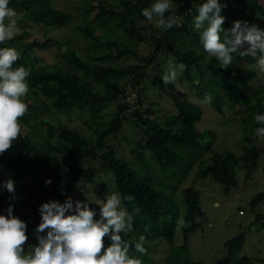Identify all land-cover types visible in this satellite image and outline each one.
<instances>
[{
    "label": "trees",
    "instance_id": "16d2710c",
    "mask_svg": "<svg viewBox=\"0 0 264 264\" xmlns=\"http://www.w3.org/2000/svg\"><path fill=\"white\" fill-rule=\"evenodd\" d=\"M179 1L178 6L165 14V18L173 13L179 17L183 16L180 26L174 25L170 29H164L160 35L149 36V39L154 43V55L148 59L145 56H140L126 43L109 38L108 24L113 19L126 20L132 14L141 13L142 9L150 7L155 0H119L121 7L119 11L114 10L105 0H86V4L83 6L84 14L88 15L95 10L96 13L92 23L79 24L77 30L87 39V51L90 54H95L91 56L95 63H90L75 50L67 49L61 54L65 65L75 71H81L82 74L65 70L58 64L35 66L37 61L30 56V53L35 48L49 47V39L42 42L26 41L24 39L28 32L24 30L12 39L0 43V48H13L19 53V59L13 64V69L24 66L30 70L26 77L29 86L28 94L33 97L43 96L50 99L49 105L44 102L34 104L30 102L29 97L24 98L28 104V112L20 118V123L29 125V119L33 118L32 127L34 128V125L37 124L45 126V132L40 135L38 140L34 138V129L27 134L21 132L18 139L13 141L11 149L0 155V214L7 215L9 206L7 198L10 196L7 189L3 187V183L12 179L15 193H17L19 180L22 178L30 180L31 186L25 190L24 194L30 200L29 208L32 220L27 223L17 214V217L27 224V236H30V230L41 222L39 206L42 203L50 200H58L63 203L72 190L82 201H87L82 193L83 184L93 185L100 198L102 200L106 198L109 193L107 184L95 179L97 168L85 169L78 164L79 159L97 157L98 169L112 172L115 183L114 193L120 194L124 208L133 215V227L130 232L133 235L136 232V241L131 242L126 234L121 233L122 238L130 243L129 251L136 255L128 253L129 256L140 259L142 264L144 259H148L146 254H141L135 249V243L139 241L141 235L148 242L162 238L170 245L172 244L179 218L177 205L173 198L164 196L161 189L151 185L148 176L140 175L136 169L134 171L128 161L117 157L114 149L104 143L106 136L120 131L123 119L120 116L121 112L131 108L126 102L127 85L133 88L139 87L136 106L131 112L132 123L138 128L141 126L142 131H145L137 148L133 150L139 158L143 156V150L148 151L162 171L177 165L181 148H186L188 151L190 149L191 152H186V154L195 153L194 159L188 158L183 166V171L177 176L178 179H184L195 161L198 160L201 168L197 171V176L210 177L223 187L226 194L237 185L235 171L237 165L246 170L245 179L250 177L252 170L256 167V161L261 155H264V139L258 144L245 147L240 155L230 151L224 152V154L213 152L215 133L210 129L199 132L195 128L201 119L199 106L193 104L194 102H188L183 93L175 89L173 84L165 85L158 67H155L156 73L152 74L151 83L153 87L173 100L177 112L166 115L163 119L164 124H159L155 123V118H152L154 111L150 106L141 110L139 83L145 75V67L155 61V58L160 55L161 48L166 47L167 56L170 55L178 64L184 63L187 66L183 75L190 82L193 81L192 69L195 66V75L197 73L195 81H199L198 84L194 83L197 95L203 100L206 93L211 94L213 97L211 107L217 113L221 114L225 112L226 108L239 105L241 110L244 107L247 108V113L242 119L243 124H247V119L251 118L256 129L264 126L255 120L256 115L264 114V76L257 77L258 70L234 65V62L225 69L220 67L219 61L215 57L211 56L206 60L205 55L209 54L205 52L200 41L201 33L195 30L191 21L195 19L194 15H198V9L205 0ZM197 1L198 8L195 6ZM220 3L224 5L221 11V15L225 17L224 29L231 28L236 20H241L255 24L264 30V0H220ZM9 7L17 10L19 14L24 12L28 21L47 26H65L72 17L69 12L56 8L53 5V0H9ZM192 10L193 12H191ZM130 36L134 38L136 35L130 33ZM180 38H184L190 46L196 45L201 50L197 51L192 47L179 49L177 40L179 41ZM97 50H102L103 53L93 52ZM124 57L133 58L138 63L121 66L101 63L107 60L116 61ZM240 58L238 55L234 56L235 60ZM244 58L257 59L250 56ZM127 76L130 81L123 84V79ZM87 78L92 79L94 83L88 81ZM108 102L115 103V116L96 139L94 148L86 147V139L77 129L69 128L60 122L53 124L48 118L36 116L37 111H50L51 108L59 111L76 108L79 111L88 110L92 114H99ZM176 127L178 130L174 132L173 129ZM244 138L250 144L249 139L246 136ZM96 149H100L101 153L96 155ZM208 152H212L210 161L208 164L202 165V158ZM170 170V175H173L174 170ZM48 179L51 180L50 184L45 183ZM35 183L37 186L33 187L32 185ZM184 194L186 206L184 219L191 223L183 230L184 244L179 247H171L165 264H195L190 259L186 241L188 235L199 225L195 221V217L202 216L203 211L199 206V193L196 190L188 188ZM129 195L134 197L131 202L126 199ZM258 202L264 203V193L260 192L252 197L251 205ZM166 203L167 208L164 206ZM89 207L96 213L94 219L99 220V205L89 202ZM137 208L139 211L134 212L133 209ZM263 220L264 211L255 215V222L264 224ZM36 235L31 237L30 247L26 248L27 254L31 251V247L38 244ZM243 242L244 232L225 242L229 259L234 258ZM104 244L105 248L110 246L109 237L104 238ZM144 247L148 249L146 244ZM234 263L247 264L248 261L245 258L237 257Z\"/></svg>",
    "mask_w": 264,
    "mask_h": 264
},
{
    "label": "rangeland",
    "instance_id": "374dc122",
    "mask_svg": "<svg viewBox=\"0 0 264 264\" xmlns=\"http://www.w3.org/2000/svg\"><path fill=\"white\" fill-rule=\"evenodd\" d=\"M114 10H120L119 0H105ZM179 0H173V7L178 6ZM86 0H53V5L56 8L63 9L69 12L72 17L68 20L65 26H47L42 24H36L28 21L25 17V13H18L13 19H16L19 32L24 30L28 32L27 37L24 39L31 42L32 40L44 41L49 39V47L45 49L35 48L30 56L34 57L37 61L35 66H46L52 64H58L63 69L77 72L82 74L81 71H75L71 67L64 64L61 54L67 49L77 51L81 56L88 59L90 63H95V60L91 59L94 53L90 54L87 51V39L77 30L79 24L92 23L96 10L84 14L83 6H85ZM195 6L198 8V1ZM193 12V10L191 11ZM142 13V12H141ZM141 13L132 14L126 20L113 19L108 24L109 38L114 41L126 43L138 52L140 56L149 58L154 55V43L149 39L152 34H162L163 28L156 27L155 20L152 22L147 21ZM196 17V15H194ZM183 17V16H182ZM181 17V18H182ZM194 24V19L191 20ZM7 23V20H6ZM94 23V21H93ZM130 33L136 35L134 38L130 36ZM179 49L183 50L188 47L195 48L197 51L201 49L196 45L190 46L185 39L180 38L177 40ZM166 47L161 48L160 55L155 58L152 64L145 67V75L143 80L139 83L140 86V99L141 110H145L147 107H151L154 111L152 118H155V123L164 124L163 119L168 114H176L177 109L173 100L164 95L163 92L156 89L152 85V74L156 73L155 67H158L160 76L163 77L168 69V62L171 60L174 64H178L169 55L167 56ZM97 53H103L102 50L93 51ZM259 55V54H258ZM210 55H205V59L208 60ZM234 65H242L257 71L256 59H233ZM104 65L121 66L129 63L137 64L138 61L130 57H124L119 60H107L101 62ZM259 73V72H258ZM197 75V73H196ZM195 73L193 72V81H188L185 76L182 75L178 78L177 84L173 87L183 93L186 100L190 103L199 106L201 111V119L197 122L195 128L197 131L202 132L204 129L212 130L216 139L212 146L213 152H233L236 155L243 153L245 147H250L251 144H258L262 139L255 134L256 127L253 125V119H247V124L242 123V119L246 115L247 108L241 110V106L235 105L225 109V112L219 114L211 106V103L204 104L203 100L197 95V88L194 86ZM192 76V75H191ZM257 77H261L258 74ZM91 83L92 79L87 78ZM130 81L129 76L123 79V84ZM255 85V82L253 83ZM178 85V86H177ZM30 98V102L38 104L44 102L50 105V99L40 97H33L27 95ZM40 104V103H39ZM62 111L51 108L50 111H37V117L48 118L50 122L56 124L57 122L63 123L69 128L77 129L80 134L86 139V147L94 148L95 142L100 133L108 127V123L113 120L115 116V103L108 102L103 106L102 111L99 114H92L88 110L79 111L78 109H61ZM239 110V112H237ZM132 109H126L121 112V129L118 132L110 133L105 137L104 143L114 149L116 156L128 161L130 167L133 170L140 173V175L150 178L152 186L161 189L162 194L166 197H172L177 205L179 212L178 222L176 224L173 242L170 245L162 238L155 240L145 241L144 244L148 246L146 255L148 259H144L143 264H165V259L169 256L171 247H179L184 244L183 230L188 227L191 221L184 219L186 206L184 204L185 194L184 191L188 188H193L199 193V206L201 207L202 216L195 217V221L199 224L198 227L188 235L186 241V248L189 253L190 259L195 264H236L235 258H245L247 264H264V224L254 221L255 215L264 211V203L258 202L251 205L252 197L257 193H264V155H261L256 161V167L252 170L248 179H245L246 170L237 165L235 168L237 185L226 194L223 187L215 182L210 177L201 178L197 176V171L201 168L200 161L196 160L193 167L188 172L187 176L180 180L178 174L183 171V166L190 160L194 159L195 153L186 154L191 152L186 148H181L180 154H178V161L175 167L170 166L165 170H160L157 161H155L148 151L143 150V156L138 157L133 150L137 148L138 142L145 135V131H142L141 126L136 127L131 120ZM96 116V117H93ZM97 121H94V120ZM34 124V120L29 119V125L21 124L22 133L27 134L32 129L35 130L34 138L38 140L40 135L45 132V126ZM180 127L178 126V129ZM177 127L173 129L176 132ZM247 137L250 144L247 143L244 137ZM101 150L96 149V155L100 154ZM212 152L206 153L202 158V165L208 164ZM190 156V157H189ZM144 157V158H143ZM98 158L87 157L78 160L79 166L89 169L97 168L95 179L103 181L107 184L109 196L114 193V176L112 172L106 169H98ZM173 167V168H172ZM136 169V170H135ZM174 170V174L170 175L171 170ZM30 180L22 178L17 183V199L13 203V215H20L22 219L28 223L32 220L30 213V200L25 196V190L30 187ZM36 187L35 183L32 185ZM82 193L84 197L92 201L100 200L103 202L105 199H101L97 189L91 184H83ZM69 197L75 202L81 200L75 191H71ZM8 204L10 203V196L7 198ZM163 202V201H162ZM167 208V203L164 204ZM121 208H124L121 202ZM125 209V208H124ZM264 222V220H263ZM37 227H33L30 230V236L24 245L25 254H27L26 248L31 242V237L36 235ZM47 229L40 233V235H46ZM244 232V242L240 250L234 255V258H228V249L225 242L239 233ZM136 233V232H135ZM128 239L131 242H135L136 234L128 232ZM37 236V235H36ZM30 247V246H29ZM130 255H134L129 251Z\"/></svg>",
    "mask_w": 264,
    "mask_h": 264
},
{
    "label": "clouds",
    "instance_id": "9594fccd",
    "mask_svg": "<svg viewBox=\"0 0 264 264\" xmlns=\"http://www.w3.org/2000/svg\"><path fill=\"white\" fill-rule=\"evenodd\" d=\"M172 7L173 0H155L150 7L142 9L141 14L149 22L155 20L156 27L170 29L174 25L180 26L182 20L175 13L165 18ZM223 7L220 0H205L198 9L194 28L201 33L200 41L205 52L215 57L220 67L225 69L233 64L234 56L257 58V70L264 76V30L241 20L224 29ZM15 16L9 0H0V43L12 39L19 32L17 21L13 19ZM18 59L19 53L15 49L0 48V155L10 150L13 141L21 135L20 118L28 112L24 98L29 93L26 77L30 70L24 66L13 69ZM186 67L184 63L174 64L169 60L163 83L176 85ZM192 70L195 73V66ZM212 99L211 94L206 93L202 103H211ZM255 120L264 125V114L256 115ZM255 134L264 139V126L258 127ZM45 183L50 184L51 180ZM3 187L10 193V203L7 215L0 214V264H142L140 259L129 256L130 243L121 235L132 230L133 215L121 208L119 193L107 196L103 202L88 198L87 201L74 202L68 197L63 203L58 200L42 203L39 206L41 222L35 229L38 244L25 254L27 224L13 215L12 202L17 199L14 181L8 179ZM126 199L131 202L134 197L129 195ZM89 202L99 205V220L94 219L96 213L89 207ZM133 211L138 212L139 209ZM46 229V235H39ZM105 237L111 240L107 248ZM144 243L145 237L141 235L135 243L137 252L146 254Z\"/></svg>",
    "mask_w": 264,
    "mask_h": 264
},
{
    "label": "built area",
    "instance_id": "2783aa9c",
    "mask_svg": "<svg viewBox=\"0 0 264 264\" xmlns=\"http://www.w3.org/2000/svg\"><path fill=\"white\" fill-rule=\"evenodd\" d=\"M126 102L134 107L135 106V102L137 99V93H138V88L135 87L133 88L132 86H126Z\"/></svg>",
    "mask_w": 264,
    "mask_h": 264
}]
</instances>
